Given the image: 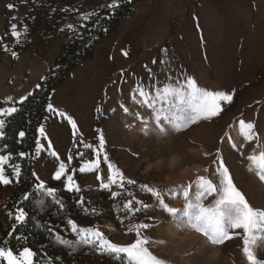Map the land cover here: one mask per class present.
Masks as SVG:
<instances>
[{
    "label": "rangeland",
    "instance_id": "374dc122",
    "mask_svg": "<svg viewBox=\"0 0 264 264\" xmlns=\"http://www.w3.org/2000/svg\"><path fill=\"white\" fill-rule=\"evenodd\" d=\"M12 2L0 0V107L16 106L20 97L31 93L54 67L65 36L80 32L84 28L81 25L86 27L99 13L105 12L108 9L105 6L112 0L62 1L58 22L46 34H43L44 27L31 25L33 17L24 21V7L9 9L7 4ZM20 4L24 6L19 1ZM88 12L95 15L85 21L81 15ZM13 23L21 32L19 38L11 35ZM69 23L75 26V31L66 27ZM13 51L17 53L15 57L11 54ZM185 75L193 76L200 86L210 90L234 89L233 101L224 106L218 117L181 126L168 113L171 106L164 109L169 119L161 117L157 123L152 108L132 99L133 95L137 100L142 99L133 92L138 84L155 96V89L177 79L182 82ZM9 96L12 101H7ZM49 103L72 116L79 133L74 136L64 117L46 109L39 124V127L43 125L45 136L37 133L44 149L37 154L35 148L33 172L46 187L65 190L66 177L59 181L53 178L60 160L68 164L70 173L75 169L72 174L81 188L78 198L83 197L96 210L77 222L79 226L98 228L112 242L127 244L135 239V232H129V228L149 223L152 227L144 230V234L157 242L150 250L167 264H249L242 252V236H235L222 245L211 244L194 230L183 229L180 220L161 210L155 197L141 185L147 184L162 193L169 189L179 192L197 175L208 176L205 168L215 170L212 161L219 148L233 182L253 207L264 210V182L254 171H249L247 160L256 149L257 141H245L238 125L240 119L253 122L264 150V0H138L131 5L119 27L106 35L92 55L71 69L51 91ZM124 107L129 111L125 112ZM155 107L161 108L162 104L158 102ZM172 111L179 115L176 109ZM101 132L106 143L99 153L100 168L81 173L79 168L85 162L98 158L96 149ZM226 132L237 147L233 148L227 138L221 140ZM48 140L60 160L50 154ZM85 143L92 148H85ZM69 154L73 157L71 162L67 159ZM105 155L109 158L107 161L103 159ZM108 163L115 164L136 184L125 183L124 189L118 185L100 188L97 175L106 182ZM16 164L19 163L8 162L5 167V175L13 182L2 184L3 195L15 186L17 178L11 173ZM113 191L121 194L113 197ZM38 195L37 206L42 213L48 196L43 190H38ZM133 197L151 207L134 216L129 213L126 218L123 203ZM213 199L208 197L204 203L210 204ZM165 202L178 208L185 203L182 195L178 198L165 195ZM17 208L23 206L15 204L12 211L5 208L4 227L10 220L16 224ZM63 234L64 239L77 238L70 226ZM61 248L71 264H121L90 246L73 251L61 244ZM254 251L264 260V246L257 245Z\"/></svg>",
    "mask_w": 264,
    "mask_h": 264
},
{
    "label": "snow or ice",
    "instance_id": "6c2138e0",
    "mask_svg": "<svg viewBox=\"0 0 264 264\" xmlns=\"http://www.w3.org/2000/svg\"><path fill=\"white\" fill-rule=\"evenodd\" d=\"M119 6L118 0H112L111 3L105 7L108 9H114ZM7 7L13 9L14 3H8ZM75 11V9H73ZM95 12L83 13L81 18L85 21L89 20ZM16 17H13L15 20ZM68 29L75 31V26L69 23L66 26ZM85 27V25H81ZM24 31L27 32V26L24 27ZM11 35L19 38L21 32L17 30V24H11ZM5 50L7 47L5 46ZM164 51H167L166 49ZM13 57L17 55L16 52L11 53ZM125 56L127 52L123 53ZM156 63V61H153ZM151 73V69H149ZM40 85H37L39 88ZM134 93H138L142 98L137 100L136 95L132 96V99L136 103H142L148 108H152L157 123L161 122V117L169 119V115L165 112V107L168 108V113L175 117L179 121L181 126H187L189 124H195L201 120H211L214 117H218L224 109V106L230 104L233 101L235 90H210L207 87L200 86L197 80L190 75H185L183 81L178 79L172 83L164 84L162 88L155 89V96L151 95L149 90L145 89L144 85H137L133 89ZM31 95V93H29ZM27 96L20 97L18 103L23 104L27 100ZM11 96L7 97V101H12ZM161 103V108H156L157 103ZM123 107V105H121ZM47 109L50 112H56L59 116L64 117L73 129V135L76 136L79 133L76 120L67 115L62 110H57L51 103L47 105ZM176 109V112L172 111ZM20 109L16 106L12 107H0V117H11L13 114L19 112ZM97 111H100L97 108ZM124 111L128 112L129 109L124 107ZM139 115V113H137ZM6 124L5 119H0V137L4 136V129ZM239 132L242 134L245 141H257L256 149L252 154L247 156L249 161V171H254L258 179L264 182V150L261 149L260 135L256 131V126L251 121H245L240 119L238 121ZM148 125L145 122V128ZM233 125H229L232 128ZM41 136H45V129L41 125L38 129ZM100 131V130H97ZM20 138L25 136L24 131L18 133ZM227 138L229 142H232V136L229 133H225L221 140ZM82 139V137H81ZM99 145L96 149L97 159L85 162L80 168L81 173L96 171L100 168L99 153L104 150L105 138L102 132L99 135ZM85 148H92L91 144L85 143ZM7 147V146H5ZM47 147L50 154L60 160L59 154L53 149L52 142L48 140ZM232 147H237L236 143L232 142ZM243 147V145H240ZM44 149V145L39 140L36 141V152L39 154ZM19 157H26L28 153L20 152ZM80 155H83L82 153ZM208 156V153L204 154ZM12 154H0V184L8 185L13 181L8 175H5V165L8 164ZM71 162L72 155L67 157ZM105 161L109 158L107 155L103 157ZM212 165L215 166L214 171H210L209 168H205V172H209L208 176L197 175L194 180L189 181L183 187L179 189V192H173L171 189L167 193H162L159 189L148 186L147 184L141 185L148 193H151L153 197L158 201L161 210L168 213L171 217L179 219L183 229L194 230L195 232L203 235L211 244L222 245L226 241L233 239L235 236H242L243 248L242 252L246 257L249 264H264V260L259 259L254 248L257 245L264 246V210L253 207L245 194L236 186L233 182L232 175L228 166L225 164L221 150L217 148L216 158L212 161ZM13 167L11 175L17 178V182L21 176V167L16 164ZM109 175L106 178V182L97 175V180L100 182V188L110 189L112 185H118L120 189L125 188V183L129 185L136 184L135 180L127 179L124 173L112 163H108ZM75 169L69 172V166L63 160H60L59 167L54 173V179L59 181L62 177H66L64 184L65 190L68 192L81 191V188L77 181L74 179L72 173ZM33 176L39 181L35 185L37 190H43L45 195L52 197L55 205L59 208H64V203L61 199L56 198L57 189L46 187L45 182L40 180L36 173H32ZM121 193L113 191L111 195L113 197L119 196ZM165 195L178 198L182 195L184 198V205L181 208L170 206L165 202ZM208 197H213V201L210 204H205L204 201ZM24 199H28V194H25ZM43 205V201L41 202ZM81 206L85 204L83 197L77 202ZM134 205H139L135 207ZM151 206L147 203L132 199H127L123 203V210L125 211V217L128 214L135 215L142 210H148ZM85 211H89L87 208ZM95 209H91L92 213H95ZM12 217L13 213H9ZM28 214L23 208H17L14 215L16 224L12 226V232H9V236H12L18 226H22L27 223ZM148 219H153L148 217ZM67 225L70 226L72 233L76 235L75 240L64 239L59 233H55L53 229L49 228V234L54 235L55 239L62 245L68 246L75 251L77 248L83 246H90L91 249L99 254H107L121 261V264H167V262L158 257L150 250L152 244L157 243L151 240L144 230H148L152 227L149 223H138L129 228V232H135V239L127 244H118L112 242L105 234L98 228L94 227H81L73 219H67ZM45 227H47L45 225ZM17 239H26V237L20 236ZM160 243H163L161 241ZM36 253L30 247H23L18 252L14 251L11 247H0V261L3 264H35L34 257ZM58 259V258H57ZM47 264H52L51 258L48 259Z\"/></svg>",
    "mask_w": 264,
    "mask_h": 264
},
{
    "label": "trees",
    "instance_id": "16d2710c",
    "mask_svg": "<svg viewBox=\"0 0 264 264\" xmlns=\"http://www.w3.org/2000/svg\"><path fill=\"white\" fill-rule=\"evenodd\" d=\"M19 1L23 2L24 6L18 5ZM62 1L64 0H13L12 3L15 4V7L25 8L24 21H29L30 17H33L31 25L33 26L34 23L36 26L33 27H44L43 34H46L52 29V24L58 22L56 19L61 14L59 4ZM136 1L138 0H122L118 3L117 8L99 13L80 32L67 34L54 67L39 83L40 87L34 88L31 95H27L28 98L23 104L16 105L20 109L19 112L11 117H4L6 124L2 129L4 136L0 137V154L9 152L12 154L9 163H19L21 176L7 195H3V186L0 184V247L4 245L13 249L30 247L36 253L34 261L37 264H47L49 258H51L52 264H71L61 248V244L54 235L49 234L48 229H53L55 233H59L64 238L63 232L69 227L67 219L70 218L76 222L83 221L85 216L90 213L91 205L86 201L83 206L78 204L80 199L77 192L58 190L56 198L63 201L64 208H59L55 205L53 198L48 197L45 202L46 210L40 212L37 206V200L40 197L35 187L37 179L32 175L38 127L45 116L51 91L71 69L92 55L95 47L106 35L119 27L130 12L131 5ZM20 131L25 132L23 138L18 135ZM20 152L28 153V156L19 157ZM8 173L10 174L9 171ZM25 194H28V199H24ZM15 204L23 206L28 214L27 223L18 226L12 236H9L14 224L10 220L4 227L2 217L5 208L12 211ZM86 208L89 211H85ZM20 236L26 237V239L18 240L17 237Z\"/></svg>",
    "mask_w": 264,
    "mask_h": 264
},
{
    "label": "crops",
    "instance_id": "0c3cea01",
    "mask_svg": "<svg viewBox=\"0 0 264 264\" xmlns=\"http://www.w3.org/2000/svg\"><path fill=\"white\" fill-rule=\"evenodd\" d=\"M3 26V25H2Z\"/></svg>",
    "mask_w": 264,
    "mask_h": 264
}]
</instances>
